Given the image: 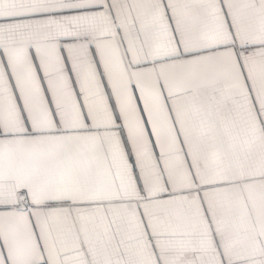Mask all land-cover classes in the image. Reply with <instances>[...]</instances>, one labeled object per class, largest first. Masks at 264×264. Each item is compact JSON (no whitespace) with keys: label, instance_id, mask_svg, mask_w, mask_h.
I'll return each mask as SVG.
<instances>
[{"label":"snow or ice","instance_id":"6c2138e0","mask_svg":"<svg viewBox=\"0 0 264 264\" xmlns=\"http://www.w3.org/2000/svg\"><path fill=\"white\" fill-rule=\"evenodd\" d=\"M0 264H264V0H0Z\"/></svg>","mask_w":264,"mask_h":264}]
</instances>
